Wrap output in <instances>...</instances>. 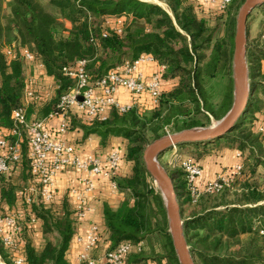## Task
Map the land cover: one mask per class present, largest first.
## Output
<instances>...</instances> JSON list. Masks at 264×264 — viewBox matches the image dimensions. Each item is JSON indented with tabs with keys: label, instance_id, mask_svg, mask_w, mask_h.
Wrapping results in <instances>:
<instances>
[{
	"label": "trees",
	"instance_id": "1",
	"mask_svg": "<svg viewBox=\"0 0 264 264\" xmlns=\"http://www.w3.org/2000/svg\"><path fill=\"white\" fill-rule=\"evenodd\" d=\"M160 1L170 13L143 0H7L0 7L1 127L10 126L11 111L21 104L22 49L42 62L55 83L52 96L39 106L34 104L40 116L57 111L58 98L74 84L62 69L79 60L85 61L88 81L95 83L123 62L131 63L148 54L164 67L163 79L176 82L172 88L163 89L157 105L148 114L138 107L126 112L112 108L106 118L93 119L89 124L71 117L70 129L80 128L85 136L97 134L103 145L111 136L125 141L121 161L130 164V172L114 180L120 191L129 192L131 201L126 199L116 209L103 205L104 224L99 226L93 253L98 256L123 242L135 245L146 239L151 241L152 237L160 246L152 250L153 257L144 249H132L125 264H150V261L179 264L168 232L163 198L145 170L142 159L145 146L169 133L170 125L171 133L207 126L210 116L221 119L233 102V38L236 16L244 0H231L225 12L200 0ZM216 17L222 18L224 26L219 37L217 29L207 24L209 18ZM113 24H118L119 31ZM7 47L13 52L11 56L6 54ZM246 61L252 78L249 103L242 121L222 136L237 144L240 153L223 172L230 178L228 184L222 182L220 187L201 193L192 202L181 169L167 170L195 264H264V175L257 169L264 164V134L258 132L264 123V105L255 98V90L264 83L255 80L262 74L264 53L247 45ZM218 78L225 79V84L220 101L214 105L208 85ZM206 143L177 145L193 149L186 153L193 155L202 168L199 159L213 149ZM27 163L24 143L21 162L0 175V205L4 210L22 201L16 191L24 178L29 177ZM237 163H241V169L234 173ZM203 170L197 182L201 186L208 182L202 178ZM66 196L67 191L58 201L30 206L21 230L26 239L21 251L26 264H70L67 253L72 240L75 242L74 226L78 218ZM29 228L41 232L44 238L41 248L31 244ZM0 256L8 260L7 248L1 242Z\"/></svg>",
	"mask_w": 264,
	"mask_h": 264
},
{
	"label": "built area",
	"instance_id": "2",
	"mask_svg": "<svg viewBox=\"0 0 264 264\" xmlns=\"http://www.w3.org/2000/svg\"><path fill=\"white\" fill-rule=\"evenodd\" d=\"M200 1L203 4L214 6L218 11L225 12L231 0ZM114 26L119 31L118 24ZM5 51L7 55L13 54L11 48L7 47ZM20 57L24 70L21 104L12 109L10 126L7 128L0 126V175L7 174L13 164L21 162L24 143L29 170L26 182H23L16 191L17 196L22 200L21 203L5 210L0 205V242L7 248V258L10 264H26L21 254L26 243V239L21 234L24 218L30 211V206L57 199L58 194L53 184L56 174L69 168H75L89 173L88 176L81 178L85 192L94 190V181L89 177L90 174L106 178L112 191L119 190L114 178L119 175L120 171V151L112 149L104 158L94 155L80 159L75 145L69 142L67 137L71 117L75 115L89 124L93 119L106 118L112 108L119 112H126L136 107L137 99L144 95L150 99L153 107L157 105L165 84L162 77L164 67L161 65H158V69L148 76L138 71L140 63L154 60L148 54L140 55L131 63L123 62L95 83L88 81L85 61L79 60L74 65L65 66L62 69L64 75L71 78L74 84L58 98L57 111L49 112L45 116L30 117L27 114L29 103L39 106L44 99H49L53 94L55 83L49 90L44 87L43 80H40V76H47L44 66L27 49L20 51ZM30 64H33V73L29 71L28 65ZM118 87L129 92L134 100L129 104H120L114 96ZM53 119H58V123L55 127H50L49 122ZM258 132L264 134V123L258 127ZM171 147L173 151L169 163L171 168H179L183 172L192 202H195L201 193L217 189L222 182L228 184L230 178L223 174L224 176H217L214 181H208L202 186L198 185V179L202 176L201 166L196 164L192 157L178 153L175 150L176 145ZM239 155L240 153L237 154ZM240 169L241 163H237L233 172L239 173ZM71 193L77 199L75 214L77 218H82L85 210L84 193L74 189ZM31 223H34L33 220ZM98 229L99 226L91 222L85 234L75 235L74 241L82 244V250L74 264H99L100 262L101 264H125V258L132 249L141 250L143 247L142 241L135 245L123 242L113 250L94 256Z\"/></svg>",
	"mask_w": 264,
	"mask_h": 264
},
{
	"label": "water",
	"instance_id": "3",
	"mask_svg": "<svg viewBox=\"0 0 264 264\" xmlns=\"http://www.w3.org/2000/svg\"><path fill=\"white\" fill-rule=\"evenodd\" d=\"M262 4L264 0H244L236 16L232 55L233 102L227 113L221 119L204 127L166 133L147 144L142 152L145 170L160 191L164 201L168 232L179 264H195V262L184 236L183 220L173 181L157 158L162 152L177 144L214 141L238 124L249 103L250 95L249 69L246 61L247 18L255 7Z\"/></svg>",
	"mask_w": 264,
	"mask_h": 264
},
{
	"label": "crops",
	"instance_id": "4",
	"mask_svg": "<svg viewBox=\"0 0 264 264\" xmlns=\"http://www.w3.org/2000/svg\"><path fill=\"white\" fill-rule=\"evenodd\" d=\"M29 71L34 72L33 64L28 65ZM158 69V64L156 61L147 60L144 63H140L138 65V71L144 75L148 76L153 71ZM40 80H43L44 87L48 90L53 87L54 80L51 76L47 75L46 77H41ZM165 81V84L163 86V89L168 90L173 87V84H175L174 80ZM114 96L118 100L120 104H129L132 101V95L127 92L124 88L118 87L115 92ZM148 98L147 96H140L138 99V103L136 107L139 108L140 111L146 112V105L149 106L151 103H147L145 99ZM146 102V103H145ZM27 114L30 117L34 116H40L37 112V109L34 108L33 103H29L27 106ZM77 121L86 124L85 122L81 121L79 118H77L75 115H73ZM58 123V119H53L49 122V126L55 127ZM68 141L73 143L76 148L77 155L80 159H85L88 156H102L103 158L112 150L117 149L120 152L124 150L125 141L121 137L111 136L108 138L107 143L103 145L100 142V137L97 134H88L84 135V132L80 128L76 129H70L67 133ZM237 154V153H236ZM120 171L119 176L126 175L130 172V164L126 162L120 161ZM205 174L208 172L206 168H204ZM21 173V171H20ZM88 172L78 170L75 168H69L64 170L63 172H59L54 177V187L57 191V201L58 198H60L65 191H67V202L69 206L73 210H75L77 205V199H75V196L73 193H71V190H77L78 192H83L85 196V210H84V216L82 218H78V220L75 222L74 231L75 235H83L87 232L89 228V224L91 222H95L98 226L103 225V205L107 204L109 207L116 209L119 207L123 201L126 199H130V195L128 191H112L108 186V180L102 176L90 174L89 177H91L94 181V190L85 192V186L81 181V178L88 176ZM205 177L206 181H210L213 179V177H210L209 173L206 174ZM214 176V175H213ZM23 182H26V178H24ZM201 186V185H200ZM61 190V191H59ZM64 191V192H63ZM28 238L31 241V244H34L35 248H41L44 244V238L41 235V232L38 230L34 231L31 228L27 230ZM74 235V237H75ZM70 249L67 253V258L70 262V264L75 263L77 261L78 254L82 250V244L77 242L70 243ZM101 264V262L99 263ZM150 264H153L150 261Z\"/></svg>",
	"mask_w": 264,
	"mask_h": 264
},
{
	"label": "rangeland",
	"instance_id": "5",
	"mask_svg": "<svg viewBox=\"0 0 264 264\" xmlns=\"http://www.w3.org/2000/svg\"><path fill=\"white\" fill-rule=\"evenodd\" d=\"M143 1H148L153 4H157L167 10L170 13V10L166 6V4L160 0H143ZM7 0H0V7H4L6 4ZM207 24L210 27H215L216 30V36H221L223 33V20L220 17H216L215 19H208ZM114 25V24H113ZM248 35H247V45L248 47L255 46L257 50H261L264 53V6H257L255 7L249 14L247 18V28H246ZM262 70H261V75L259 77H256L255 80L257 81H262L264 82V61L262 63ZM249 69V83H252V78H250L251 75V68L250 65H248ZM33 73V72H31ZM38 73V71H37ZM169 81V79H168ZM176 83V82H175ZM224 84H225V79L223 78H218L214 81H211L208 85V89L210 92V101L212 104L217 105L218 102L221 99L222 92L224 89ZM165 90V88H164ZM257 101L260 105H264V83L261 84L257 89L255 90ZM134 99L132 98L131 101ZM139 99H137L136 103H138ZM145 101L147 103H150V99L146 98ZM145 102V103H146ZM146 112L145 113H150L153 109V107L149 104L146 105ZM242 117L239 120V122L242 121ZM217 120L210 116V125L211 123L216 122ZM167 131L171 133V125L167 126ZM205 146H212L213 149L210 150V153L208 156H205L203 159H199L202 165V168L207 169V173H209L210 177H213L211 181H214L217 176H224L223 172L226 171L231 164H233L236 161L237 154L239 153L237 149V144H234L231 142L229 139L226 137H221L218 139H215L214 141H209L208 143L205 144ZM186 147V146H185ZM185 147L180 148L178 145H176V151L180 153L181 155L188 156L189 153L187 154L186 152L188 151H193V149L186 150ZM186 150V151H185ZM173 151V148L170 147L169 149L165 150L159 155L158 162L161 164V166L167 171L168 169L171 168V164L169 163L171 161V153ZM237 151V152H236ZM237 153V154H236ZM191 156V155H190ZM193 156V155H192ZM191 156V157H192ZM238 157V156H237ZM194 158V157H193ZM264 162V160H262ZM258 172L262 175H264V164H260L258 166ZM206 173V174H207ZM205 174L203 170V175L206 177L207 175ZM214 175V176H213ZM205 177H202L204 180ZM226 177V176H225ZM61 191V190H59ZM64 192V191H63ZM158 240L155 239V237L151 238V241L149 239L144 240L143 242V247L142 250L148 255L152 254L153 249H159V244ZM151 256V255H150ZM155 255L152 254L151 257ZM0 264H10L7 259H3L0 256ZM74 264V263H72Z\"/></svg>",
	"mask_w": 264,
	"mask_h": 264
}]
</instances>
